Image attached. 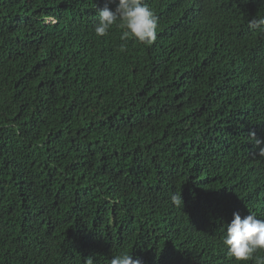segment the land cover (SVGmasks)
I'll return each mask as SVG.
<instances>
[{
    "label": "trees",
    "instance_id": "1",
    "mask_svg": "<svg viewBox=\"0 0 264 264\" xmlns=\"http://www.w3.org/2000/svg\"><path fill=\"white\" fill-rule=\"evenodd\" d=\"M144 2L151 45L95 34L118 0H0V264H264L223 244L264 219V0Z\"/></svg>",
    "mask_w": 264,
    "mask_h": 264
},
{
    "label": "clouds",
    "instance_id": "2",
    "mask_svg": "<svg viewBox=\"0 0 264 264\" xmlns=\"http://www.w3.org/2000/svg\"><path fill=\"white\" fill-rule=\"evenodd\" d=\"M117 24L124 29L122 39L132 37L141 44L151 45L157 38V17L144 0H118L115 10L106 5L98 11L95 34L107 36L109 29ZM250 25L264 30V18H252ZM251 135L257 146L264 145V140L256 138L255 133ZM260 153L264 155V147L260 148ZM171 201L176 206L183 205L181 194L173 193ZM223 244L227 255L234 260L253 259L257 251L264 250V219H258L252 213L242 218L239 212H234L231 222L226 225ZM110 264H141V261L133 259L128 252H122L113 256Z\"/></svg>",
    "mask_w": 264,
    "mask_h": 264
}]
</instances>
